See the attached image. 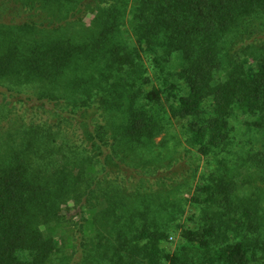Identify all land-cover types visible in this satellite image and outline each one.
<instances>
[{"label":"trees","instance_id":"obj_1","mask_svg":"<svg viewBox=\"0 0 264 264\" xmlns=\"http://www.w3.org/2000/svg\"><path fill=\"white\" fill-rule=\"evenodd\" d=\"M160 259L264 264V0H0V264Z\"/></svg>","mask_w":264,"mask_h":264},{"label":"rangeland","instance_id":"obj_2","mask_svg":"<svg viewBox=\"0 0 264 264\" xmlns=\"http://www.w3.org/2000/svg\"><path fill=\"white\" fill-rule=\"evenodd\" d=\"M164 136L165 135L162 134L159 137H157L156 142L161 143L162 138ZM155 155H157V157L162 156L161 154H160L161 156L159 155V152H157ZM190 156H192V153L188 157L182 158L180 160L181 162L176 166V167H179L177 170L178 174L176 175L177 176L182 175L184 180L187 182L186 187L180 192L181 194L179 195V199L181 200L180 204H181L182 216L180 217V220H177V222L173 223L174 225H178L179 228H180V225H185V226L193 225L191 217L194 215V212H196L197 210L194 208V205L190 201V197L199 191L198 189L199 186L203 184V182L205 181V176L209 172V166L206 164V159H201L200 162L199 161L197 162V161L191 160ZM197 164L199 168L195 170L194 166H196ZM72 215L74 216V220L78 221V225H79L75 231V237L74 239H72V241L74 243L76 242V247L79 249L77 256L81 258L82 251L80 249L82 247V241L86 237L87 238L89 237V230L91 227L88 226L87 224L86 225L83 224L84 221L82 220V216L80 215L79 206L76 207L75 210H73ZM72 234H74V232H72ZM90 236H92V233ZM183 241L184 240L181 238L179 229L171 230L169 234V238L165 242L164 247L166 251L173 252L175 250L177 252H182L181 244H183ZM159 263L168 264L164 259H160Z\"/></svg>","mask_w":264,"mask_h":264}]
</instances>
